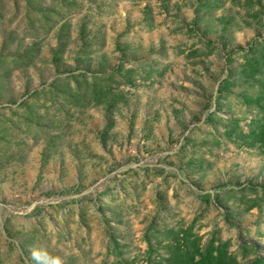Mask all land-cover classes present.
Instances as JSON below:
<instances>
[{"label": "rangeland", "instance_id": "1", "mask_svg": "<svg viewBox=\"0 0 264 264\" xmlns=\"http://www.w3.org/2000/svg\"><path fill=\"white\" fill-rule=\"evenodd\" d=\"M263 125L264 0H0V264H264Z\"/></svg>", "mask_w": 264, "mask_h": 264}, {"label": "trees", "instance_id": "2", "mask_svg": "<svg viewBox=\"0 0 264 264\" xmlns=\"http://www.w3.org/2000/svg\"><path fill=\"white\" fill-rule=\"evenodd\" d=\"M259 136L264 139V125L262 126V130L260 131ZM202 259L206 262L208 258L204 257ZM203 260L198 262L194 261V256L190 257V254L188 252H185V249H183L182 251L181 250L174 251V249H172L169 254V259L167 264H188V261L190 262L189 264H201ZM215 263H218L217 260L211 257V259H209V264H215ZM223 264H228V263H223Z\"/></svg>", "mask_w": 264, "mask_h": 264}]
</instances>
